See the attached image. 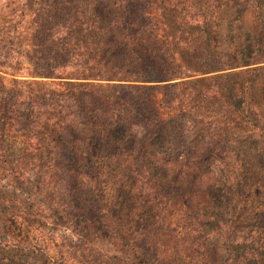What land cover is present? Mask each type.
I'll use <instances>...</instances> for the list:
<instances>
[{"label":"rangeland","instance_id":"rangeland-1","mask_svg":"<svg viewBox=\"0 0 264 264\" xmlns=\"http://www.w3.org/2000/svg\"><path fill=\"white\" fill-rule=\"evenodd\" d=\"M55 1L0 0V107L6 94L12 93L17 107L21 98H31L35 108L55 104L69 109V92L83 87V81L67 78L83 66L78 62L79 51L75 56L57 59L51 53V41L66 33L54 22L57 16H66L67 5L61 2L54 6ZM222 1L221 11L213 14L221 16L214 19L218 26L213 34L223 57L228 58L234 49L243 54L241 60L254 58L257 53L264 55V0ZM257 65L264 62L240 68ZM55 74L62 77H54ZM242 76V80H236L238 85H228L232 118L211 131L219 140L213 171L200 168L204 176L199 178L204 183L197 200L206 205L193 206L203 215L201 231L193 234H189L184 223L191 211L182 199L170 201L156 194L148 212L144 208L142 212L127 214L124 207L135 178L128 160L102 162L95 181L92 161L84 159L76 164L69 157L67 133L62 135L60 146L44 139L35 153L19 134L12 132L8 119L0 112V264H122L128 261L133 243H148L156 233V256L161 264H203L205 257H194L185 250L183 236L189 234L199 242L224 244V233L218 228L227 230L226 238L232 243L238 242L236 236L241 231L253 236V242L235 245V258L228 264L248 254L261 253L264 257V69ZM245 81L247 93L241 91ZM110 83L112 87L102 91L107 89L104 94L113 109L118 105L129 108L128 117L137 122L132 128L140 136L141 113L137 105H132L127 88L115 81ZM155 98L159 100L161 94ZM115 112L122 113L120 109ZM66 121H74L71 113ZM120 125L117 121L115 128L120 130ZM90 144L93 147V140ZM84 148L83 145V156H87ZM57 164L63 171L60 181ZM77 165L83 167L85 175L72 177L67 170ZM146 170L152 180L160 181L168 168L154 162ZM87 187L97 191L89 196ZM166 197H170L167 192ZM71 201L89 206L91 212L85 221L72 218L67 207ZM148 204L147 199L144 205ZM106 213L113 214L111 221L98 218ZM104 256H115L118 261L106 262Z\"/></svg>","mask_w":264,"mask_h":264},{"label":"trees","instance_id":"trees-1","mask_svg":"<svg viewBox=\"0 0 264 264\" xmlns=\"http://www.w3.org/2000/svg\"><path fill=\"white\" fill-rule=\"evenodd\" d=\"M61 2L67 5L66 16H57L54 25L65 28L66 33L51 41V53L57 59L75 56L79 51L78 62L83 66L67 78L83 81V87L69 92V109L55 104L35 108L31 98H21L17 107L12 93L6 94L0 112L8 119V126L35 153L44 139L60 146L62 135L67 133L69 157L75 163L92 161L95 181L102 162L128 160L135 178L124 207L127 214L142 212L144 208L148 212L155 195L162 194L157 197L182 199L191 211L189 220L184 221L189 234L200 232L203 215L193 206L206 205L197 198L204 183L199 178L204 176L200 168L213 171L214 167L219 139L211 131L226 125L234 114L227 96L228 85H238L236 80H242L248 71L264 69V65L240 67L263 63L264 55L257 53L254 58L241 60L243 54L234 49L228 58L223 57L213 34L218 26L214 19L221 17L213 14L221 11L222 0H56L54 6ZM256 76L257 73L253 75ZM112 81L127 88L132 105H137L141 113L140 136L132 128L137 122L128 117L129 108L118 105L113 109L104 94L112 87ZM103 88L107 89L103 92ZM247 88L245 81L241 91L247 93ZM157 93L161 94L159 100L155 98ZM118 109L122 111L120 115L115 112ZM69 113L73 122L66 121ZM117 121L121 123L120 130L115 128ZM83 145L87 156H83ZM154 162L168 168L160 181L152 180L146 170ZM80 165L67 173L72 177L85 175ZM56 171L57 180H62L59 164ZM95 190L87 187L85 192L91 196ZM166 192L170 197H166ZM147 199L149 204L145 206ZM72 202L67 204L72 218L85 221L91 212L89 206ZM101 217L111 221L113 214H99ZM218 231L225 235L224 244L199 242L188 234L183 236L185 250L194 257H205L203 264H228L235 258V245L253 242V236L238 231V242L232 243L226 238V229ZM156 234L148 243H133L128 261L122 264H161L156 256ZM249 255L252 254L238 257L234 264H249L250 260H254L252 264H264L261 253ZM104 259L118 261L115 256Z\"/></svg>","mask_w":264,"mask_h":264}]
</instances>
